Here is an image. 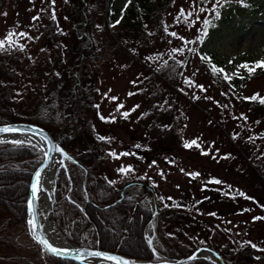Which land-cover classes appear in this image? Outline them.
<instances>
[{
  "label": "rangeland",
  "instance_id": "374dc122",
  "mask_svg": "<svg viewBox=\"0 0 264 264\" xmlns=\"http://www.w3.org/2000/svg\"><path fill=\"white\" fill-rule=\"evenodd\" d=\"M242 1L221 0L218 16L199 11L201 7L211 10L215 0L206 4L174 0L153 15L144 12L140 0L103 4L83 30L94 45L86 61L88 72L74 73L78 86L95 90L97 113L87 110V130L81 128L82 134H76L71 129L70 134L65 133L58 108L61 96L56 92L66 87L63 71L78 45L71 28L78 23L80 5L83 9L87 3L5 0L0 6V40L10 32L16 35L11 46L6 42L0 48V116L11 124L26 123L57 134L55 141L70 135V152L84 158L87 167H97L100 184L120 188L128 182H141L138 199H149L153 212L158 207L167 215L179 214L176 221L160 223V235L177 255L187 258L199 249L214 248L222 256L235 255L232 261H239V253L241 262L251 264L252 259L264 255V221L259 219L264 212V192L257 177L247 170L250 152L260 143L251 140L247 145L236 144V148L230 145L229 137L241 129H246L241 132L242 139H249L247 130L251 133L255 128L253 118L246 107L235 102V95L224 96L213 87L201 64V57H206L211 67L223 69V75L231 76L227 80L230 86L238 82L244 99L264 96L262 69L250 75L239 68L264 60V0H251L257 7L250 13ZM181 9L193 13L188 23L183 17L177 20ZM205 19L209 27L201 42ZM106 35L114 44L105 55ZM51 94H56L57 102L50 111L46 99ZM68 120L71 128L76 118ZM259 128L264 131V125ZM167 132L176 134L175 138L163 140ZM1 141L0 145L9 149H30L40 163L43 161L37 145ZM261 144L264 149V141ZM258 160L264 172V159ZM65 164L60 170L67 171ZM57 180L49 193L52 222L58 236L66 240L54 219ZM40 217L44 223V215ZM4 222L0 210V225ZM84 229L80 245L66 240L67 247H81L84 242L89 248L85 239L88 228ZM36 248L27 220L23 228L5 229L0 233V264H43L46 254Z\"/></svg>",
  "mask_w": 264,
  "mask_h": 264
},
{
  "label": "trees",
  "instance_id": "16d2710c",
  "mask_svg": "<svg viewBox=\"0 0 264 264\" xmlns=\"http://www.w3.org/2000/svg\"><path fill=\"white\" fill-rule=\"evenodd\" d=\"M4 1L5 0H0V6ZM84 1L87 3V6L82 9V6L80 5V12H78L77 15L78 23L74 24L71 28L73 39L77 40L76 44L78 45L70 54L69 64L63 71L62 77L67 83L65 87L66 89L63 88L59 90V92H56V94L59 95L58 98L61 96V99H58V108L59 110H62L61 119L64 122V127H66L65 133L69 132L70 134L71 129L77 131L76 134H80L82 132L80 131L81 128H85L87 130V120L85 119V112L87 110L93 114L97 113V108L94 106L96 95L95 90L93 87L83 89L78 86L77 84L79 83V80L74 74L77 71H83L84 75L87 74L88 65L86 61H88L87 59L91 57V48L94 46L90 39L85 36L83 30L86 25L92 22L91 19L93 20L98 14L99 8H102L103 4H106L107 2L108 4L111 3L113 0H95L94 3H91L92 5L89 3L90 0ZM172 1L174 0H157L156 3L150 4L149 0H140L139 3L142 8L145 9L144 12L148 10L149 12H152L153 15L158 13V9L162 10ZM134 2L135 1L132 3L133 6L135 4ZM198 2L200 4L202 3L201 0H198ZM258 2H260V0ZM206 3H212V0H205L202 4ZM242 7L250 13L253 9L255 10L257 3L254 5L251 0H243ZM132 11L129 12L132 13L134 18L137 20V15ZM85 14L86 16H84ZM105 42L106 46L104 51H102L106 55L107 52H111L113 50L112 44H114V42L111 40V37L109 38V35H106ZM201 64L203 71L206 72L210 80L214 83L213 87H217L224 96L227 94L235 95L234 97L237 98V101L235 100V102L239 103L242 107H246L247 112H249V115L253 118L255 128H251V133L247 130L249 139H242L243 134L241 132L244 130L246 131V129H241V132L229 137V142L233 148H236V144L238 143L247 145L246 141L249 142L251 140H258L260 143L257 146L258 151L253 149V152H250L251 158L253 157L254 159L252 160L249 157L247 170L250 175H254L255 178L257 177L259 188H261L264 192V172H262V166L260 165L262 161L258 160L260 158L264 159V149L260 148L262 146L261 143L264 141V131L261 132V129L259 128L261 125H264V104L259 102L260 99H264V96L257 100L244 99L239 91V88H237L239 87L238 82L236 86H230L228 81L223 79V73L214 74L211 71L212 67L206 60H203ZM260 74L264 76V69L260 71ZM236 91H238V93H236ZM56 94H51L46 99L49 101V104L46 107L50 111L56 106ZM37 111L40 113L39 110ZM72 117L76 118V121L70 128L68 118ZM47 121L50 125H54L55 123L52 119ZM2 124L11 123L2 120L0 116V125ZM49 134L55 141L57 134H53L52 132ZM175 136L176 134L167 132L163 140H167L170 137L175 138ZM68 137L62 140L63 142L61 141V147L75 164L67 162V171L60 170L56 184L57 188L54 194L56 201L54 207L55 223L58 230L64 234L66 240L76 246H79L81 239H83L84 228L86 227L88 230L85 239L91 249L95 248L102 252L105 251L111 254L117 253L124 258L134 259L136 261L140 260L147 263L169 261L179 262L182 258H184L186 255H181V253L177 255L176 251L173 248L168 247V243L165 242L163 237L160 235L161 221H176L175 217H178L179 214L175 215L174 213H171L167 215L161 208L158 207H156V212H153L151 207L152 204L149 199L141 197V199H138L139 195L137 194V190L142 184L141 182H128L123 184L120 188H115L110 184H100L97 167L95 165L87 167L84 163V158L76 156L70 152L69 146L71 144L73 145V140L70 139L71 136L69 138ZM8 147V145H0V190L5 191L3 194L0 192V210L5 215V222L0 225V233H3V231L8 228H13L15 226L23 228L26 225L25 205L29 190L28 186L30 184L32 174L40 164L37 154L32 150L25 147H12L10 149ZM237 156H239L242 160H246V157L242 154L240 155L238 153ZM12 189H16V191H13ZM6 191H8V194ZM3 195L5 196L3 197ZM65 196H68L69 198L67 199ZM16 198H18V200ZM94 198L95 200H93ZM7 200L8 202L11 201V203L9 202V204ZM17 204L19 206H17L18 209L15 207ZM80 205L85 208L82 209ZM170 212L175 211L170 210ZM184 212H186V210H184L183 213ZM259 219L264 221V212L263 214H260ZM149 238L153 239L151 245L148 243ZM37 248L39 247L37 246ZM209 250L214 253L216 252L214 248ZM215 254L222 259L224 264H247V262H241L243 259L242 255L239 253H236L239 255V261H232L235 255L222 256L219 252H216ZM44 258H42L43 264H76L74 262L67 263L62 260V262H57V260L47 255H45ZM251 261V264H258L259 262L260 264H264V255H258L256 259H252ZM190 264L212 263L206 260H195Z\"/></svg>",
  "mask_w": 264,
  "mask_h": 264
},
{
  "label": "water",
  "instance_id": "95a60500",
  "mask_svg": "<svg viewBox=\"0 0 264 264\" xmlns=\"http://www.w3.org/2000/svg\"><path fill=\"white\" fill-rule=\"evenodd\" d=\"M10 128V129H15L16 131L12 132L10 131L9 133H0V141L5 139H12V141H15V139H21L22 137H29V138H36L38 140H40L41 144H37V147L42 151L43 154V161L39 164V167L35 170V172L32 174V178L29 184V190H28V194H27V200H26V220L28 221V219L30 218V213H29V201L32 200L33 198V194H32V184H33V180L35 178V174L37 171L41 172V178L50 170H52L53 168L55 169V173L53 174V181H52V190L55 189V182L57 180L58 177V173L60 171L61 168H64L66 166L65 162H69V163H73L75 164L72 159L68 156V154H66L62 147H61V140L65 137L62 136L58 141H54L53 138L50 136V134L48 132H46L45 130H42L41 128L35 126V125H30V124H26V123H22V124H11V125H5V126H0V128ZM7 142V141H6ZM57 149H59V151H57ZM60 158L61 160V165H56V159ZM39 205V198L36 194V202L33 206L32 211L36 213L35 219L38 220L39 225L41 230L44 232L43 230V225L45 223L42 222L41 217H40V209L38 208ZM53 201L51 199L50 202V214H51V219H52V213H53ZM53 225V222H52ZM54 226V225H53ZM55 228V226H54ZM27 229L29 231L28 225H27ZM29 236L31 238V240L33 242H35V244L39 247L40 251L45 253L47 256L52 257L55 260L58 261H66V262H74L76 264H116L117 261H122L123 264H190L191 262L195 261V260H208L210 261L212 264H224L222 259L216 255L214 252L206 249V248H202L199 249L195 252H193L191 254V256L181 259L179 262H159V263H150V262H144V261H135V260H131L128 258H124L118 254H111L108 252H102L98 249H89L87 247V245L84 244V242L82 243L81 247H76V246H71V247H66V249L70 250V254L68 256H63V257H54L49 255L47 252H45L41 246L33 239V237L31 236L30 232H29ZM63 238V237H62ZM64 239V238H63ZM80 252H98L100 253V257H84L81 256L79 258V260L76 259V254L80 253ZM115 257L116 260H109V259H105L104 257Z\"/></svg>",
  "mask_w": 264,
  "mask_h": 264
},
{
  "label": "snow or ice",
  "instance_id": "6c2138e0",
  "mask_svg": "<svg viewBox=\"0 0 264 264\" xmlns=\"http://www.w3.org/2000/svg\"><path fill=\"white\" fill-rule=\"evenodd\" d=\"M202 3L205 2V0H201ZM221 6V0H215V3L213 4V7L211 10H207L203 7H201L199 9L200 12H204V11H211L212 13H216L218 16V7ZM193 13L192 12H188L187 14H185V10L181 9L180 10V14L177 17V20H180L181 17H183L185 23H188L190 18L192 17ZM204 24V28L201 31V42H203V38L207 36V29L209 27V20L205 19L203 21ZM16 35V33H8L6 38L4 40H0V48H4L5 47V43L7 42L9 46H11V44L14 42L13 41V37ZM19 35L21 37H23L25 34L24 33H19ZM173 36H175V33H172ZM186 43H192V41H187ZM191 51H194V49H190ZM174 51H180V50H174ZM202 60H206V57H201ZM231 63V61H230ZM239 68H243L245 70L248 71V73L251 75L256 69H264V60L261 61H257L254 65L249 66L248 64H241L239 65ZM211 71L216 74V73H223V69L217 68L216 66H212ZM223 79L225 80H230L231 76H229L228 74H224L223 75ZM187 83H191L190 81H187ZM203 90V89H202ZM246 99H251V100H256L257 97L253 96L250 98H246ZM259 102L261 104H264V99H260ZM10 131L14 132L16 131L15 129H10V128H0V133H9ZM2 142V141H0ZM12 143H20V141H12ZM195 143V142H193ZM186 147H188L189 145H185ZM57 151H59V149H57ZM124 155H127V153H124ZM121 172L125 171L124 169L120 170ZM40 185H41V172L37 171L35 174V178L33 180V184H32V194H33V198L32 200L29 201V213H30V218L27 221V225L29 228V232L31 234V236L33 237V239L41 246V248L47 252L49 255L54 256V257H63V256H68L70 254V250L66 249V248H61L58 246L53 245L45 236L44 232L41 230L40 225L38 220L35 219L36 213L32 211L33 206L36 202V194L37 191L40 189ZM149 243L151 244V241H149ZM100 253L98 252H80L76 254V259L79 260V258L81 256L84 257H100ZM105 259H109V260H116L115 257H104ZM116 264H123L122 261H117Z\"/></svg>",
  "mask_w": 264,
  "mask_h": 264
},
{
  "label": "bare ground",
  "instance_id": "6f19581e",
  "mask_svg": "<svg viewBox=\"0 0 264 264\" xmlns=\"http://www.w3.org/2000/svg\"><path fill=\"white\" fill-rule=\"evenodd\" d=\"M7 142L9 143H12V139H5ZM57 140V139H56ZM68 140V138H67ZM15 141H20V143H28V144H31V145H37V144H41L40 143V140L36 139V138H29V137H22L21 139H15ZM71 141V140H70ZM63 142V141H62ZM63 149V148H62ZM56 162L58 165H61V160L60 158L58 157L56 159ZM55 173V169L53 168L52 170L48 171L42 178H41V185H40V189L37 191V196L39 198V205H38V208L40 209V214H43L44 215V220H45V223L43 225V230H44V234L46 236V238L55 246H58V247H61V248H66L68 245H67V242L66 240H64L60 235L58 236V233H57V230H55L54 226L52 225V219H51V214H50V202H51V197L49 196V193L51 191V188H52V181H53V177H54V174ZM14 183V181H13ZM17 183V182H16ZM10 184V182H9ZM3 185V184H2ZM8 185V184H6ZM13 185H16V184H13ZM95 185V183H94ZM11 186V185H10ZM13 187V186H12ZM16 187V186H15ZM20 187V186H19ZM22 187V186H21ZM95 187V186H94ZM93 187V188H94ZM8 188V187H6ZM17 188H18V185H17ZM4 189V188H3ZM13 191H16V189H12ZM18 190V189H17ZM114 190V189H113ZM93 191V190H92ZM116 191V190H115ZM0 192H5V191H1ZM8 191H6L7 193ZM12 192V191H10ZM20 192V191H19ZM96 193V192H95ZM115 193V192H114ZM8 194V193H7ZM16 194V192H15ZM101 194V192H100ZM17 195V194H16ZM91 195V194H90ZM5 195H3L4 197ZM8 196V195H7ZM11 196V195H9ZM111 196V195H110ZM18 197V196H16ZM92 197V196H91ZM118 197V196H116ZM13 198V197H12ZM19 198V197H18ZM18 198H16L18 200ZM10 199V198H9ZM14 199V198H13ZM12 199V200H13ZM20 199V198H19ZM91 199V198H89ZM15 200V199H14ZM95 200V198L93 199ZM120 200V199H119ZM16 201V200H15ZM3 202V201H2ZM8 202V200H7ZM6 202V203H7ZM11 203V201H9ZM8 202V203H9ZM13 202V201H12ZM19 202V201H18ZM92 202V201H91ZM9 203V204H10ZM96 203V202H95ZM97 204V203H96ZM8 205V204H7ZM12 205V204H11ZM95 205V204H94ZM5 206V204H4ZM18 204L15 206L17 209H18ZM26 206V205H25ZM157 206V205H156ZM93 207V206H92ZM91 207V208H92ZM10 208V206H9ZM53 208V207H52ZM20 209V208H19ZM19 211V210H18ZM8 212V211H7ZM16 213V212H15ZM19 214V213H18ZM13 215V214H12ZM86 215V213H85ZM22 216V215H21ZM12 217V216H11ZM67 217V216H66ZM25 219V218H24ZM37 246V245H36ZM40 250V249H39ZM50 260V259H48ZM52 260V258H51ZM58 262V260H57ZM56 262V263H57ZM62 262V261H61ZM55 263V262H54ZM68 263V262H67Z\"/></svg>",
  "mask_w": 264,
  "mask_h": 264
}]
</instances>
